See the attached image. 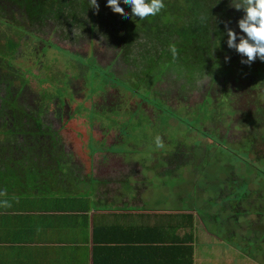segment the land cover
<instances>
[{
  "label": "rangeland",
  "instance_id": "rangeland-1",
  "mask_svg": "<svg viewBox=\"0 0 264 264\" xmlns=\"http://www.w3.org/2000/svg\"><path fill=\"white\" fill-rule=\"evenodd\" d=\"M223 1L220 12L231 15L230 20L225 18L227 28L239 32L237 22L243 10H237L232 0ZM53 22L49 20L36 27L40 37L31 32L22 35L3 26L2 50L9 49L8 37L19 42L17 58L9 57L3 63L14 65L19 77L21 73V83L17 76L12 78L15 85L20 84L14 93H19L18 99L23 97L26 110L31 108L33 120L37 117L33 92L38 91L43 101H51L47 115L66 139L64 157L68 161L62 163L68 164L75 176L86 177L81 180L84 189L93 192L91 183H84L89 181L85 176L88 169L78 167L77 160L86 163L82 157L90 161L95 156L94 149L110 148L112 136H107L106 131L114 127L111 131L116 130L117 137L112 146L125 150L123 156L128 157V163L121 160L122 165L115 172L112 161H96L99 176H111L118 181L132 173L140 181L129 190L142 192L144 206L149 209H195L198 226L210 233L205 240L200 237L199 244L213 258V264H219L217 259L222 258L230 260L229 264H264V226L259 227L264 213L248 212V217L246 212H233L223 206L221 195L226 174L236 166L242 172L248 168L246 162L243 165L239 161L246 157V146L241 141L255 128H264V75L259 87L253 84L260 76L256 68L264 67V61L257 58L251 64L242 63L240 54L228 48L226 40L219 48V69L212 58L204 72L192 73L181 60H168L167 53L159 59L145 60L138 44L131 57L124 58V50L114 49L98 31L92 32L90 23L71 29ZM41 37L62 49H70L74 56L65 55L57 47H47ZM26 82L25 89L22 83ZM6 91V83L0 81V104ZM52 97L59 104H53ZM58 106H64L63 112L68 116H61L63 125L67 121V126H63L66 131L55 122ZM94 127L101 132V139L96 141L100 136L97 132L98 138L92 136ZM203 128L209 132L203 134ZM0 138L4 139L2 134ZM182 152L184 162L178 154ZM175 155L180 157L176 159ZM255 156L254 150L250 157ZM111 186L113 189L119 185ZM91 197L85 198L91 201ZM78 203L76 199L67 200L72 208ZM101 203L98 205L106 207V201ZM223 243L225 249L220 248Z\"/></svg>",
  "mask_w": 264,
  "mask_h": 264
},
{
  "label": "trees",
  "instance_id": "trees-1",
  "mask_svg": "<svg viewBox=\"0 0 264 264\" xmlns=\"http://www.w3.org/2000/svg\"><path fill=\"white\" fill-rule=\"evenodd\" d=\"M120 2L129 15L114 12L107 5V0H97L98 9L91 6L90 0H0V35L5 25L22 35L27 32L38 35L36 27L40 28L49 20L60 27L71 29H80L90 23L89 29L92 32L98 31L112 47L124 50L121 51L124 52V58L131 57L138 44L145 60L155 57L159 59L167 53L168 60L182 61L192 73L204 72L212 58L215 60V68L221 67L222 53L219 48L226 43L228 30L225 18H231L229 13L223 10V13L220 12L219 6L223 0H164L165 7L159 14L143 20L132 16L130 7L123 0ZM43 40L49 47L50 40ZM18 43L13 37H8L6 46L9 49L2 50L0 42V81L6 83L7 90L0 104V134L4 137L0 138V179L13 180L22 175L23 178H33L34 182L42 181L47 185L69 181L67 186L73 188L77 180H82V176H75L70 166L62 163L66 161L63 159L65 150L62 137L41 117L48 112L47 102L39 94L38 98L37 92H33L38 104V117L33 120L32 111L28 112L18 99L19 93H14L20 84L15 85L12 78L15 75L20 81L21 73L19 77L14 65L9 66L3 62L9 57L14 60L17 58L15 53ZM256 73L260 76H257L254 84L259 87L264 67H257ZM22 85H25V89L28 87L27 82ZM2 117L8 125L2 123ZM255 129L241 141L246 146V157L239 158V161L243 165L246 162L248 168L245 167L242 172L241 168L236 170V166L232 172L223 175L226 183L221 189V195L224 197L223 206H228L233 212H261L262 215L264 128ZM203 131V134L209 132L204 128ZM17 135L21 137L18 138ZM254 150L256 156L251 158L250 153ZM8 187L13 189L20 186L11 184ZM261 220L259 227L264 226V218Z\"/></svg>",
  "mask_w": 264,
  "mask_h": 264
},
{
  "label": "crops",
  "instance_id": "crops-1",
  "mask_svg": "<svg viewBox=\"0 0 264 264\" xmlns=\"http://www.w3.org/2000/svg\"><path fill=\"white\" fill-rule=\"evenodd\" d=\"M112 144L86 158L84 183L92 193L80 180L71 188L69 181L47 185L22 175L0 179V264H213L199 244L210 233L198 226L195 209H149L142 192L129 190L140 181L132 173L118 181L98 175L96 161H112L115 172L128 163L125 150ZM70 198L78 200L76 208L68 206ZM103 200L106 207L98 205Z\"/></svg>",
  "mask_w": 264,
  "mask_h": 264
},
{
  "label": "clouds",
  "instance_id": "clouds-1",
  "mask_svg": "<svg viewBox=\"0 0 264 264\" xmlns=\"http://www.w3.org/2000/svg\"><path fill=\"white\" fill-rule=\"evenodd\" d=\"M91 6L99 8L97 0H90ZM131 9V15L140 20L156 16L165 7L164 0H123ZM237 10H243L238 20L239 32L228 28L227 46L242 57L241 62L251 64L257 58L264 61V0H232ZM112 10L125 16L129 13L120 0H107Z\"/></svg>",
  "mask_w": 264,
  "mask_h": 264
},
{
  "label": "flooded vegetation",
  "instance_id": "flooded-vegetation-1",
  "mask_svg": "<svg viewBox=\"0 0 264 264\" xmlns=\"http://www.w3.org/2000/svg\"><path fill=\"white\" fill-rule=\"evenodd\" d=\"M48 43V42H47ZM48 46L49 47H57V48H59V49H61V51H63V53L65 52V55L67 54V53H70L72 56H74V53H71V51H70V49H68V50H66L65 48H60V47H58V46H56L54 43H50V44H48ZM114 48V47H113ZM114 49H116V48H114ZM36 52V51H35ZM76 52V51H75ZM92 52L94 53L95 52V49L94 50H92ZM77 58H79V57H77ZM77 58H76V60H77ZM81 59H82V57H81ZM20 81H21V79H20ZM254 82V81H253ZM254 84V83H253ZM37 92V96H38V98H39V95H38V91H36ZM23 98V97H22ZM22 98H20V103L22 104V101H21V99ZM54 97H52V99H53ZM47 102V107L49 106V104L51 103V101L49 102V101H46ZM55 103H58V100L56 101L55 99H53V104H55ZM59 104V103H58ZM33 105H34V107L36 106L37 107V115H38V104H37V101L36 102H33ZM24 106V105H23ZM60 106V105H59ZM59 106L57 107V114H58V117H55V122H59V126H60V128H62L63 126H67V124H66V122H65V125H63V120H62V115L64 114V115H66L64 112H63V110H64V106H61L60 108H59ZM25 107V106H24ZM29 108V107H28ZM31 108H29L27 111L28 112H30V111H32V110H30ZM48 112H49V110H48ZM50 112H52V111H50ZM50 115H47V113H45V114H42L41 115V117H42V119L44 120V122L45 123H48L49 125H51L53 128H54V130H56L57 132H59V135L62 137V142L63 143H65L64 142V140L66 141V139H65V137H64V135L61 133V131H60V129H56L55 128V123L53 124V119H52V117H49ZM67 116V115H66ZM38 117V116H37ZM67 118H68V116H67ZM70 120V119H69ZM68 120V121H69ZM76 120V119H75ZM65 121V120H64ZM72 121V120H71ZM2 123L3 124H5V125H8L6 122H5V119L2 117ZM77 123V122H76ZM76 123L74 122V120L72 121V124L73 125H76ZM112 128H114V127H111V128H109L106 132V134H107V136H112V137H110V139H112V141H113V143L114 142H116L115 141V138L117 137V133H116V130L115 131H111L112 130ZM63 130L64 131H66L67 129H65V127H63ZM91 130V129H90ZM82 132H84V130H81ZM92 132H93V137H97L98 138V135H96L95 134V132H97V134H99V136H100V138H98V140L99 139H101V133L99 132V130H98V128L96 127V129H95V127H94V129L92 130ZM110 132H112V134H110ZM88 134V133H87ZM103 135H105V134H103L102 133V136ZM95 141L97 140V139H94ZM195 145H197V144H194V146ZM63 148H64V150L65 151H67L66 150V147L63 145ZM183 151V150H182ZM165 152H167V151H165ZM184 153L182 152V153H180L179 155L182 157V158H180V161H182V162H184L185 160H184V158H183V155ZM176 156V159H178L180 156H178V155H175ZM76 158V157H75ZM77 158H79V157H77ZM64 160H66V161H68V159L66 158V157H64L63 158ZM82 159H84V160H86V158H84V157H82ZM169 159V157L167 158V160ZM189 160H187L186 162H188ZM77 163H78V167H83V168H85L86 167V163H85V161H83L82 162V160L80 161V160H77ZM81 169H79V171H80ZM82 179V178H81Z\"/></svg>",
  "mask_w": 264,
  "mask_h": 264
}]
</instances>
